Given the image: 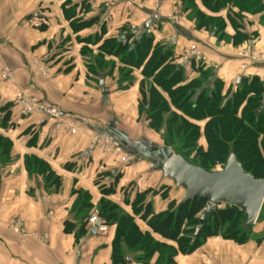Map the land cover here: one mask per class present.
I'll return each mask as SVG.
<instances>
[{"label":"crops","instance_id":"1","mask_svg":"<svg viewBox=\"0 0 264 264\" xmlns=\"http://www.w3.org/2000/svg\"><path fill=\"white\" fill-rule=\"evenodd\" d=\"M66 2L0 0V73L6 69L12 72V79H0V137L11 143L9 162L4 165L0 160V264H113L115 226L99 218L107 226L106 233L92 234L88 223L77 239L79 192L91 196V214L98 216L103 200L132 215L135 195L148 190L154 191L147 203L155 214L165 211L170 200L181 202L184 197V189L153 170L148 161L165 156L166 151L158 154L152 150L163 149L162 138L140 116V71L133 73L137 76L133 86L122 88L115 70L113 75L89 72L88 63L95 57L84 54L86 48L91 56H97L106 40L119 38L126 31L141 35L159 14L149 27L150 37L154 45L172 48L175 63L185 68L189 80L198 77L196 63L213 71V80L220 79L224 93L245 76L257 75L264 82V61L251 62L242 54L248 48L264 53L261 15L244 16L239 30L248 34L249 40L236 45L233 38L237 31L229 20V14L238 13L235 8L213 13L201 0H195L205 15L224 22L225 38L220 39L215 33L196 30L182 0H70L66 9L72 8V18L66 16ZM35 19L39 27L32 25ZM192 45L198 47L204 61L187 53ZM244 64L248 67L242 70ZM41 68L46 69V75ZM21 92L57 107L61 117L24 114L15 102ZM200 126L203 129L204 123ZM96 136L121 141L125 154L133 157L131 163L125 165L117 157L93 149ZM199 145L206 148L204 136ZM27 158L43 161L56 182H46L43 175L31 176ZM103 189L112 192L107 195ZM12 221H21L28 235L15 233L10 228ZM136 222L143 232L153 234L139 217ZM153 237L175 246L158 235ZM157 256L147 264H158ZM175 263L264 264V203L247 243L238 245L212 237L192 254L177 255ZM126 264L143 262L131 257Z\"/></svg>","mask_w":264,"mask_h":264},{"label":"trees","instance_id":"2","mask_svg":"<svg viewBox=\"0 0 264 264\" xmlns=\"http://www.w3.org/2000/svg\"><path fill=\"white\" fill-rule=\"evenodd\" d=\"M69 3L67 0L64 5L65 13L67 18H72V8L66 9ZM182 3L184 9L190 11L189 18L195 20L197 31L206 30L219 35L220 39L225 38L222 19L205 15L195 0H182ZM201 3L213 13L226 7L238 10V13L229 14L237 31L233 38L236 45L249 40L248 34L239 30L245 15H261L264 24V0H201ZM146 32L137 35L126 31L119 38L106 40L95 59L88 63L89 72L95 76L104 72L111 75L118 63L123 68L124 77L117 81L122 88H127L135 83L134 71H140V116L145 118L151 131L162 133L166 155L179 154L190 164L207 172H217L225 168L229 157L234 154L246 173L256 180H264V112L260 111L264 107L262 79L257 75L245 76L238 85L224 93L223 83L220 79L213 80L211 69L193 63L198 77L189 80L185 68L175 63L172 48L154 45ZM200 123H204L203 129ZM202 136L206 148L199 145ZM10 146V141L0 137V160L4 165L9 162ZM26 165L31 176L43 175L46 182H56L43 161L27 158ZM111 192L103 189L104 194L110 195ZM152 193L154 191L148 190L135 195L131 202L132 215L108 200L99 203V218L106 225L116 227L112 243L113 264H126L131 257L147 264L157 254L158 264H176L177 255L192 254L209 238L220 236L238 245L251 238V230L241 226L245 221L243 212L235 207L223 206L213 214L209 213L201 223L207 209L206 199L184 203L170 200L165 211L155 214L147 203ZM162 195L167 199V192ZM76 207L80 225L76 234L78 239L86 232L93 210L91 196L79 192ZM137 217L146 222L153 234L175 246L159 242L153 234L143 232L136 222ZM197 229L200 235L196 239Z\"/></svg>","mask_w":264,"mask_h":264},{"label":"water","instance_id":"3","mask_svg":"<svg viewBox=\"0 0 264 264\" xmlns=\"http://www.w3.org/2000/svg\"><path fill=\"white\" fill-rule=\"evenodd\" d=\"M158 19L159 14H156L147 23V37L151 36L149 27ZM100 85L104 86L103 80ZM260 111L264 112V107ZM156 149L152 148L154 151ZM148 161L151 162L153 170L161 171L165 179L173 182L177 188L185 190L182 203L194 199L208 201L207 209L201 217V223L205 221L209 213L213 214L223 206L235 207L243 212L245 221L241 226L246 230H251L258 219L264 203V180H256L246 173L234 154L229 157L225 168L217 172H207L190 164L179 154L160 155ZM100 226L101 221L99 220L90 232L97 234ZM199 235L200 230L197 229L196 239Z\"/></svg>","mask_w":264,"mask_h":264},{"label":"built area","instance_id":"4","mask_svg":"<svg viewBox=\"0 0 264 264\" xmlns=\"http://www.w3.org/2000/svg\"><path fill=\"white\" fill-rule=\"evenodd\" d=\"M32 25L39 27L40 22L38 19L33 20ZM187 53L190 54L193 57H197L198 59L204 61V56L199 52L198 47L196 45H192L188 50ZM244 55V58H247L248 61L251 62H258L264 61V53L260 54L253 48L245 49L242 53ZM248 65L244 64L242 66V70L247 69ZM42 73L44 75L47 74V71L45 68H41ZM0 79L2 81H7L9 79H12V72L9 70H4L0 73ZM15 102L18 105L22 106L23 113L24 114H33L35 112H41L45 113L47 115H50L51 117L55 119H59L61 117V113L59 109L55 106H48L44 103H42L38 98L33 96H27L23 92L18 93L16 95ZM93 149H98L102 154L104 155H112L117 157L123 164L129 165L131 161L133 160V157L130 155L125 154L123 143L119 140L113 139L112 137L105 136V137H97L94 139L93 143ZM98 213L94 212L91 214V216L88 219V223L94 228L95 224L99 221ZM101 221V220H100ZM10 228L15 232L19 233L20 235L26 237L28 235V232L24 228V225L21 221H12L10 224ZM99 233H106L107 232V226L104 224H101V226L98 228ZM32 236H35L40 239L39 236L36 234H33ZM42 239V238H41Z\"/></svg>","mask_w":264,"mask_h":264},{"label":"rangeland","instance_id":"5","mask_svg":"<svg viewBox=\"0 0 264 264\" xmlns=\"http://www.w3.org/2000/svg\"><path fill=\"white\" fill-rule=\"evenodd\" d=\"M101 46H102V44H101ZM87 50H85L86 52L85 53H87V55H89L90 57H96V56H91L90 55V53H91V51H90V48H86ZM126 70H128V69H126ZM115 71H117V78L118 79H122V77H124V74H123V68H121V66L117 63V65H116V67H115ZM114 72V71H113ZM135 72V71H134ZM120 73H121V75H120ZM113 75V74H112ZM134 77V76H133ZM137 78V76L136 77H134V79H136ZM140 79H142V78H140ZM141 81V80H140ZM119 86H121V85H119ZM160 136H162V133L161 134H159ZM157 150V149H156ZM155 150V151H156ZM158 151V154L160 153H162L163 152V149H161V150H157ZM221 169H218L217 171H220ZM132 191H133V189H132Z\"/></svg>","mask_w":264,"mask_h":264}]
</instances>
